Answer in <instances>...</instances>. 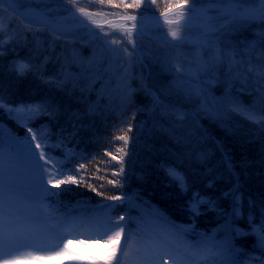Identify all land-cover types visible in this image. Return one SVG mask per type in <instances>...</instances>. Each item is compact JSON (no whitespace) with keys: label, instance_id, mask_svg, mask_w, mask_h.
Segmentation results:
<instances>
[{"label":"trees","instance_id":"obj_1","mask_svg":"<svg viewBox=\"0 0 264 264\" xmlns=\"http://www.w3.org/2000/svg\"><path fill=\"white\" fill-rule=\"evenodd\" d=\"M259 1L243 0L241 8L255 7ZM5 2L9 4V0ZM176 2L157 0V5L122 9L118 15L93 19L105 21L146 12L160 14L169 3ZM206 3V0H197L196 6ZM27 5L36 6L48 15L62 14L49 12L54 8L45 0H20L14 7L21 9ZM68 10L75 8L68 7L65 11ZM227 17L224 16L225 22H221L223 19L213 21L217 23L216 27L223 25V31L213 33V36L219 39L222 51L235 57L233 73L237 70L241 73L240 79L232 81L231 96L245 108L255 104L252 109L254 119H248L246 112H233L220 121L200 111L195 98L185 101L168 95L169 90L176 87V77L180 75L176 72L178 66L196 72L201 58L207 60L213 51L199 48L197 40L184 41L177 47L174 45L179 42L165 43L153 37L133 38L135 47L128 41L121 43L128 51L122 59H114L105 50V39L78 34L84 27L63 31L57 39L49 26L35 32L36 21L32 15L18 16L10 10L0 14L5 38L18 37L6 46L5 54L0 57V92L6 104L27 105L52 100L57 109L54 117L42 116L30 121L29 126L36 129L46 126L45 130L50 129L53 133V142L61 137L66 148L75 152L66 167L84 181L78 186L68 184L54 188L53 193L65 188L71 191L43 200L51 223L59 219L65 223L70 218L87 222L96 214L98 205L114 203L117 206L112 210V220L126 214L131 218L134 233L141 228L174 226L180 234L168 245L170 253L175 254L170 256L176 258L178 254L199 259L187 253L184 246L199 244L205 237L214 238L219 244L227 233L221 229L224 220L216 212L205 211V206H201V214L195 216L188 211V201L194 192H199L220 197V207L230 211L231 200L223 198L222 194L239 178L238 195L243 199V218L236 221L234 227L243 229L244 234L235 237L233 233V245L238 251L232 258L236 264H264V249L258 246L255 235L247 234L251 231L249 201H255L257 205L251 209L257 223L260 219L258 205L264 201V128L256 122L264 115L256 92L258 74L264 71V19L240 21ZM26 25L33 31H28ZM15 61L30 62L36 67L18 77L12 70ZM245 75L246 83L243 82ZM228 76L227 62L210 75L200 73V79L205 82L215 77L207 89L210 102H219L229 90ZM53 77L63 83H46ZM156 96L166 98L187 116L177 120L175 115L170 119H162L159 112L153 115ZM129 123L133 126L129 136L135 135L136 139L129 140L131 156L123 158L124 173L114 177L112 173L119 170L120 162L112 160L111 156L118 155L116 148L123 143L114 140V136L121 134L119 129H127ZM0 130L5 142L9 137L22 140L27 133V128L11 119L6 110H0ZM54 155L62 157L63 150L55 151ZM81 156L86 159L81 160ZM80 163L85 167L77 173ZM168 166L187 178L188 193L181 192L167 174ZM19 170L20 179L24 170L22 165ZM113 179L119 184L108 183ZM87 184L104 195H96L86 187ZM20 188L23 190L21 183ZM110 195H124L131 200L121 203L104 199ZM137 255L132 251L130 257ZM108 256H91L87 260L92 264H105Z\"/></svg>","mask_w":264,"mask_h":264},{"label":"snow or ice","instance_id":"obj_2","mask_svg":"<svg viewBox=\"0 0 264 264\" xmlns=\"http://www.w3.org/2000/svg\"><path fill=\"white\" fill-rule=\"evenodd\" d=\"M66 2L91 23H96L92 18L95 14L84 7H77V0H66ZM105 2L111 3L112 0H99L101 6ZM146 2L147 0H132L131 3H124V0H120V3L114 5V7L140 9ZM150 2L152 5H157V0H150ZM196 2L197 0H177L176 3H169L165 11L160 13L164 24L168 26L167 35L171 37L172 41L179 42L174 46L183 45L184 33L192 12L195 10ZM201 2H205V0H201ZM206 2L218 3L220 5L219 11L224 15H231L234 20L264 19V3L259 8L251 6L245 8L243 12H238L242 7L243 0H206ZM4 3L5 0H0V14L9 10L20 14L18 9L13 7V5L19 4L20 0H9L7 7H4ZM52 11L55 10L49 9V12ZM170 11L173 12L172 18L168 15ZM201 11L206 13V9H201ZM69 16L76 19L72 12H69ZM33 19L36 21L35 32H40L46 27L52 26L55 38L58 39L63 34V29L59 28V20H57L56 24H53L52 20L44 13H34ZM122 19L133 22L131 27L126 28L124 25H119V27L123 29L128 43L133 44V47H135L133 30L138 32L142 28L143 16L125 14ZM80 23L82 25V22ZM157 26L159 27V24ZM8 27L10 28L11 25L9 24ZM26 28L28 31H33V28L28 25H26ZM201 29L203 38L198 42V47L213 49V51L209 53L207 60L201 58L202 62L194 74L188 75L187 86L178 83L176 87L169 90L168 95L183 98L185 101H192L195 98L199 104L200 111L220 121H223L226 116L233 112H246L248 119H254L252 109L255 108V104L245 108L235 97L231 96L230 86L232 81L240 79L241 73L239 70L233 73L235 57L222 51L219 39L213 36V33L223 31V25L215 27L209 21H206L201 25ZM4 32L5 26L0 23V57L5 54L6 46L18 39L17 36L5 38ZM90 35L94 39H105V50L111 53H116L118 48L110 45L121 44L120 40H107L108 33H104L103 37H96L95 33L90 30ZM164 42L169 43L167 38H165ZM124 51L127 52L128 49L124 48ZM47 59L48 57H45V60ZM225 62L229 64V76L226 80L229 90H226L219 102H210L207 89L211 79H215V77H211L208 82H204L200 79V73L204 72L206 75H210L212 72L217 71ZM35 67L30 62L15 61L12 70L16 72L18 77H22ZM249 71H251V68H249ZM176 72L180 74L176 77L177 81L185 78V72L181 66L176 68ZM258 75L260 78L256 81V92L261 111L264 112V71ZM246 81L247 76L245 75L243 82L246 83ZM46 83L62 84L63 81L53 77ZM0 110H6L11 119H14L17 123L22 122L21 126L27 128V135L22 140L9 137L6 142L4 133L0 130V264H17V261L23 258L41 259L42 257L38 253L42 251L59 255L63 249L52 252V248L56 247V245H49L47 248L40 247V239L48 232V229L43 226L41 218L34 215H26L17 205L21 200H24L26 201L24 207L31 208L34 204H38L50 196H58L63 191H71V189L65 188L61 189V192L53 193L48 187L49 185L60 189L62 185L72 184L78 186L84 183L83 178L78 179L77 175L73 174L72 169L66 167V164L75 156V152L72 149H67L64 140L59 136L53 142V133L50 129L45 130L46 126L42 125L39 129L29 126L30 121H35L42 116L54 117L57 109L54 107L52 100L44 99L27 105H12L6 104L3 94L0 92ZM152 112L153 115L159 112L162 119H170L175 115L177 120H183L187 116V113L181 111L175 104L160 96L154 98ZM256 122L261 123V127L264 128V115ZM132 127L131 123H129L127 129H119L118 131L121 134L114 136V140L123 142L121 147L116 148L118 155L111 156L112 160H119L120 162L119 170L112 173L114 177L124 173V156H131L129 140L135 141L136 139L135 135L129 136V133H132ZM57 150H63L62 157L54 155ZM105 154L110 155L107 152ZM80 159L83 160L86 157L81 156ZM22 163L27 169V177L32 181L31 188L35 191L34 198L31 195L24 197L21 194L19 168ZM84 167L85 165L80 163L76 172L78 173ZM166 172L177 184L181 192L188 193L189 185L183 173L170 166L166 167ZM108 183L117 185L119 181L113 179L109 180ZM86 187L90 188L96 195H104L91 184H87ZM208 187L211 188L212 184L209 183ZM238 193L239 178H237V183L229 191L222 194L223 198L231 200L230 211L220 207V197L201 195L199 192L192 194L191 199L188 201V211L198 216L201 214V206H205V211L216 212L224 220L223 225L220 227L227 235L219 244L214 242V238L205 237L199 244L186 245L184 247L187 253L198 257L199 260L204 261V264H236L232 257L238 250L233 245V239L244 234L243 229L234 227V223L243 218V199ZM104 199L113 202L120 201L121 203L131 200L130 197L124 195H110L105 196ZM116 206L114 203L98 205L96 214L86 222L85 231L76 232L74 228H69L64 234L56 237L57 242L64 239L65 235L73 237L83 235L85 238H92L93 236L104 238L106 236L107 240L115 241V245L109 249L110 255L105 264H127L132 251L138 254L136 264H160L163 256H170L168 245L171 241L177 239L180 234L179 229L174 226L151 230L141 228L134 233L130 226L131 218L126 214H121L115 220H112V210ZM256 206L255 201H249L248 223L251 231L247 234L255 235L258 246L264 249V201H261L258 205L260 209L259 223L256 222V218L251 211ZM233 233H235V237ZM122 239L123 244H121ZM22 247H29L37 254H33V252H29L26 256L13 254L18 253ZM170 258L173 257L170 256ZM164 264H167V261H164ZM173 264H183V258H173Z\"/></svg>","mask_w":264,"mask_h":264},{"label":"rangeland","instance_id":"obj_3","mask_svg":"<svg viewBox=\"0 0 264 264\" xmlns=\"http://www.w3.org/2000/svg\"><path fill=\"white\" fill-rule=\"evenodd\" d=\"M47 3L52 5L54 8V12L62 13L59 16H56V22L57 20L60 21V25L68 26L74 21H79L80 17L86 19L84 16H82L80 13L76 12L75 10H68V7H72L71 5L67 4L66 0H45ZM132 0H124V3H131ZM120 0H112L111 3L105 2L103 6L100 5L99 0H77V7H84L86 10L94 13L92 18H101L109 15H115L120 13L122 9H125L123 7L117 8L114 7V5L119 4ZM261 6L262 3H264V0H260L258 2ZM147 5H151L150 0H147L144 8ZM14 6V5H13ZM220 5L218 3H206L204 5H198L195 6V10L192 12V19L197 22V24H194V27L189 26L187 24L186 31L184 33V41H200L203 38V32L201 29V25L204 24L206 21H209L213 26L216 27L217 23H214L213 21L222 20L221 22H225L224 14H216L219 12ZM201 9H206V13H203ZM65 11V12H64ZM70 12L73 13L76 17V19H73L69 16ZM68 12V13H67ZM194 14L200 15L199 17H195ZM170 18L173 17V13L169 15ZM209 18H211L209 20ZM75 21V22H76ZM133 22H131L129 25L125 26L131 27ZM159 24V27L157 26ZM193 24V23H192ZM198 29H197V27ZM175 26V25H173ZM90 30L92 33H95V36L103 37L104 33H108V36L106 37L107 40H120L121 43H126L127 39L124 35L123 29L114 30L112 33L110 31H103L101 29L97 28H89L84 27L82 30L78 31V34L83 37L92 36L90 35ZM168 32V26L164 24V21L157 22V20L152 18H144L143 19V26L139 29L137 32L136 30H133V38L135 40L139 38H147V37H153L159 40L165 41V38L169 42H178V41H172L171 37L167 35ZM111 47L118 48V51L116 53H111L112 57L114 59H122L126 52L124 51V46L120 45H110ZM185 72V78L181 81L176 82L177 84H181L184 86H187V78L189 74H194L195 71L193 69H183ZM205 82L204 79H201ZM22 123V122H21ZM27 133L25 134V136ZM42 163V162H41ZM23 171L22 174H20L22 177L19 179L23 190H21V194L24 197H27L31 195L33 198L35 197V191L31 188L32 181L27 177V169L23 165ZM21 170H19L20 172ZM53 191V187L51 185L48 186ZM54 192V191H53ZM26 201L21 200L17 207H20L26 215H34L41 218V222L43 226L48 229V232L46 235H44L39 243L40 247L47 248L49 245H56V247L52 248V252L60 251L63 249V251H60L59 255L49 254L47 252H40L38 253L42 258L41 259H28L23 258L19 259L17 261V264H92L91 261L87 260V257H104L107 255H110L109 249H111L115 245V241H109L107 240L106 236L104 238H97L93 236L92 238H85V236L80 235L78 237H73L70 235H65L64 239L57 242L56 237L61 236L64 234L67 229L74 228L76 232H82L85 231L87 224L86 222H82V220L78 218H70L66 220V222L63 223L61 220H57L56 222H50V213L47 211L46 204L42 201L38 204H34L31 208H25ZM58 228V230H57ZM57 230L55 233L54 231ZM103 230V229H99ZM109 234H111L109 232ZM66 244V247H65ZM121 244H123V239L121 240ZM29 252H33V249L29 247H22L18 253H13L14 255H27ZM33 254H37L34 253ZM170 255L174 256L175 254L170 253ZM176 258H183V264H204V261H201L199 259H192L190 257H186L183 255H176ZM164 261H167V264H173V259L170 258V256L166 255L163 256V258L160 261V264H164ZM127 264H136V257H129Z\"/></svg>","mask_w":264,"mask_h":264},{"label":"water","instance_id":"obj_4","mask_svg":"<svg viewBox=\"0 0 264 264\" xmlns=\"http://www.w3.org/2000/svg\"><path fill=\"white\" fill-rule=\"evenodd\" d=\"M8 4L7 3H4V7H7ZM260 6H257L256 8H259ZM245 9V8H244ZM244 9H239L238 12H243ZM11 11V10H10ZM18 12L20 14H16L18 16H22L24 14H33V13H44L41 9H39L38 7L36 6H32V5H28V6H25L23 7L22 9H18ZM173 12H169L168 15H171ZM46 14V13H44ZM49 19L52 20V23L53 24H56L55 22V17L53 16H50L48 14H46ZM139 15H142L143 16V19L144 18H154V19H157V20H160V21H164L163 18L161 17L160 14H156V13H145V14H139ZM194 16H200V15H194ZM230 18H232V16L230 15ZM190 22L192 23H195L197 24L196 21H194L191 17L189 19ZM82 22V25L81 23ZM132 21H125L123 19H119L118 21H115V22H112L111 20H108V21H105V22H96L95 24L91 23L90 21H86L84 19H81L79 22L75 23V24H72L70 26H61L59 25V28L63 29V31H66V30H69V29H72V28H75V27H79V26H90V27H95V28H109V29H117V28H120L119 25H125L127 23H130Z\"/></svg>","mask_w":264,"mask_h":264}]
</instances>
